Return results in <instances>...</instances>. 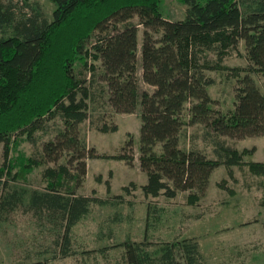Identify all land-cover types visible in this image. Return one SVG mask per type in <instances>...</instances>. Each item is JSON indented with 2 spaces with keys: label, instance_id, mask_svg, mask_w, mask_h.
<instances>
[{
  "label": "trees",
  "instance_id": "1",
  "mask_svg": "<svg viewBox=\"0 0 264 264\" xmlns=\"http://www.w3.org/2000/svg\"><path fill=\"white\" fill-rule=\"evenodd\" d=\"M161 1L54 0L49 20L39 3L0 0V142L5 158L0 167V218L28 196L29 209L46 212L53 223L63 221L64 255L69 253L66 245L73 227L90 205L107 203L77 192L88 172L87 159L134 160L125 152L98 154L82 133V124L90 118L89 101L95 97L91 86L97 61L109 92L106 103L117 113H134L140 107L138 158L147 174L141 185L147 197L174 198L187 191V202L196 204L215 168L225 165L231 170L251 153L218 138L264 135V92L254 77L264 76V0H180L187 9L177 20L163 15ZM139 25L142 79L151 87L142 92L137 75ZM241 43L247 65L224 63L229 50ZM225 70L237 78L234 106L228 111L216 108L209 92L214 78L206 73ZM53 119L61 125L44 142L41 157H9L22 134L32 139ZM191 125H202L212 137L215 158L196 145H181L183 129ZM98 129L117 131V126L104 123ZM133 145L129 138L123 149ZM18 160L20 167L12 172ZM40 164L48 165L44 189L12 186L6 191L10 181L27 179ZM248 165L252 173L264 175V162L252 160ZM123 189L130 191L129 186ZM115 197L123 200L121 194ZM121 245L127 264H177V249L186 264H200L197 241L167 242L154 252L146 240L127 239Z\"/></svg>",
  "mask_w": 264,
  "mask_h": 264
},
{
  "label": "rangeland",
  "instance_id": "2",
  "mask_svg": "<svg viewBox=\"0 0 264 264\" xmlns=\"http://www.w3.org/2000/svg\"><path fill=\"white\" fill-rule=\"evenodd\" d=\"M5 2L9 0H4ZM19 4L39 3L50 20L55 8L54 0H13ZM161 11L169 19L185 17L187 5L180 0H162ZM137 17L134 21H137ZM143 26L138 32V79L140 91L151 90L142 79ZM210 58L216 55L210 53ZM224 63L231 67L247 65L245 47L241 43L230 49ZM97 69L89 101V119L82 124V133L87 145L95 147L100 155L113 156L120 153L133 154L134 160L88 158V172L77 192L95 195L107 200L106 204L92 203L89 212L73 227L70 233L68 255L63 254V221L53 223L48 214L35 213L25 203L14 205L0 218V264H127L123 257L125 240L148 241L150 252L167 242H193L199 244L200 264H264V175H256L249 169L248 162H264V135L237 139L227 136L218 138L225 144L240 150L248 148L251 153L244 163L232 169L220 165L214 169L206 193L196 203L187 202L189 192H179L176 197L165 195L147 197L141 185L146 183L147 174L139 166L138 142L140 134V107L134 113H117L107 103L108 88L103 80V66L96 62ZM214 78L209 92L216 100V108L228 111L234 106V88L237 78L232 71H207ZM244 74V72L242 73ZM91 73H88L90 78ZM264 92V76L254 75ZM117 126V131L103 132L102 124ZM61 125L57 119L46 122V128L38 130L32 139L22 134L12 146L9 157H41L43 144L54 137ZM132 138L133 147L125 146ZM212 137L206 136L202 125L186 126L181 145H196L215 158ZM60 162H65L62 158ZM5 164L4 144L0 142V167ZM18 160L12 172L20 167ZM49 165H56L54 162ZM47 164L35 165L27 179L10 181L12 186L30 191L44 189ZM110 182V189L107 187ZM131 182L135 186H131ZM130 187L127 192L123 188ZM121 194L123 200L115 196ZM151 207L148 213V207ZM154 255V254H153ZM177 264H186L183 251L177 249ZM159 264V263H158Z\"/></svg>",
  "mask_w": 264,
  "mask_h": 264
}]
</instances>
